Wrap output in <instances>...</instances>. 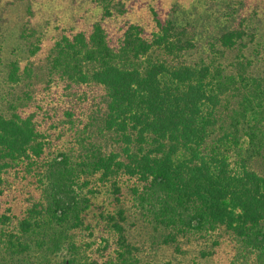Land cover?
Returning a JSON list of instances; mask_svg holds the SVG:
<instances>
[{
	"label": "trees",
	"instance_id": "1",
	"mask_svg": "<svg viewBox=\"0 0 264 264\" xmlns=\"http://www.w3.org/2000/svg\"><path fill=\"white\" fill-rule=\"evenodd\" d=\"M110 15L50 47L45 105L0 113V264H162L181 240L213 264H264V74L247 17L187 61L193 38L160 7Z\"/></svg>",
	"mask_w": 264,
	"mask_h": 264
},
{
	"label": "rangeland",
	"instance_id": "2",
	"mask_svg": "<svg viewBox=\"0 0 264 264\" xmlns=\"http://www.w3.org/2000/svg\"><path fill=\"white\" fill-rule=\"evenodd\" d=\"M104 6L111 14L104 19L116 27L124 21L146 20L151 8L160 7L193 38V49L185 53L187 61L207 55V43L230 28L242 12L247 17L245 54L252 59L253 72L264 74V0H0V113L9 115L15 108L26 110L23 103L35 109L50 100L53 90L39 94L41 85L46 83L40 79L47 77L42 67H46L50 47L62 31L89 29L101 19ZM12 63H16L22 79L18 82L9 79ZM26 69H30V76L24 73ZM25 92L37 96L25 102ZM129 224L131 234L137 238L150 235L149 224L139 220ZM179 242L185 243L186 253L172 254V249L165 247L157 257L162 264L171 257L172 264H213L198 258L196 242Z\"/></svg>",
	"mask_w": 264,
	"mask_h": 264
}]
</instances>
